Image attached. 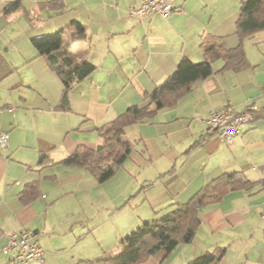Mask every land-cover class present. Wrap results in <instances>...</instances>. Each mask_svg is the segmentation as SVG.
<instances>
[{"label": "crops", "instance_id": "1", "mask_svg": "<svg viewBox=\"0 0 264 264\" xmlns=\"http://www.w3.org/2000/svg\"><path fill=\"white\" fill-rule=\"evenodd\" d=\"M16 1L20 6L6 12ZM240 2L174 0L179 11L139 19L129 15L139 0H0V131L9 134L8 149L0 148V264H8V237L25 230L44 250L43 262L30 264L94 260L159 212L235 172L249 184L201 208L192 242L163 262L135 264H191L219 250L215 264H264V116L255 115L230 142L206 123L226 105L238 113L264 108V32L241 39ZM74 22L83 36H75ZM59 31L60 52L95 66L69 88L32 43ZM209 39L226 49L242 44L250 66L223 69L216 60L214 73L175 105L128 126L126 137L156 172L138 184L122 176L117 196L102 209L99 195L111 178L99 182L63 161L80 147L96 148L101 128L145 106L183 59L206 61L202 44ZM30 184L36 193L24 197Z\"/></svg>", "mask_w": 264, "mask_h": 264}, {"label": "trees", "instance_id": "2", "mask_svg": "<svg viewBox=\"0 0 264 264\" xmlns=\"http://www.w3.org/2000/svg\"><path fill=\"white\" fill-rule=\"evenodd\" d=\"M19 1L12 2L6 12L17 9ZM76 37L84 35V28L79 22ZM238 34L241 39L257 32H264V0H241L237 20ZM62 31L32 39L33 45L41 55L47 57L49 65L63 79L66 88L74 82L91 74L95 66L90 62H78L70 52H60ZM208 58L201 63L183 59L176 70L149 97V102L142 107L134 106L116 117L100 130L101 142L92 149L80 147L63 162L89 170L99 182L112 178L116 171L130 157L134 145L126 137V128L144 119H149L164 108L175 105L176 101L189 92L192 84L207 79L214 73L213 62L221 59L223 69L242 70L250 66L242 44L226 49L218 39H209L202 44ZM154 106V108H151ZM251 110L255 115L264 116V108ZM242 181V183H240ZM249 182L242 179L240 173L227 174L206 185L186 203L174 204L159 212V217L145 221L137 229L122 238L117 250L104 252L100 257L78 264H135L155 257L163 262L184 243L193 241L199 225V212L202 207L218 202L228 192ZM36 185L30 184L23 193L24 197L35 195ZM224 250L206 253L196 258L191 264H215Z\"/></svg>", "mask_w": 264, "mask_h": 264}, {"label": "built area", "instance_id": "3", "mask_svg": "<svg viewBox=\"0 0 264 264\" xmlns=\"http://www.w3.org/2000/svg\"><path fill=\"white\" fill-rule=\"evenodd\" d=\"M180 8L174 5V0H139L136 6L129 9L131 17L143 19L151 15L168 16ZM256 110V106H252ZM255 113L251 107L243 112L234 111L231 106L226 105L219 110H213L206 120L209 131L218 136L222 141H232L241 134L243 126L252 123ZM9 134L0 131V148L8 149ZM264 219V214H263ZM8 255V264H30L33 261L42 263L44 250L33 239V233L25 230L14 233L8 237L6 246L3 249Z\"/></svg>", "mask_w": 264, "mask_h": 264}, {"label": "rangeland", "instance_id": "4", "mask_svg": "<svg viewBox=\"0 0 264 264\" xmlns=\"http://www.w3.org/2000/svg\"><path fill=\"white\" fill-rule=\"evenodd\" d=\"M255 43V40H252L251 45ZM258 56L261 55V53L258 52ZM134 145V149L128 158V160L125 162V164L120 167L115 175L108 181V188H104L99 197L100 201L103 205V208H106L109 203H112L114 198L117 196V189L122 185L121 177L126 175L127 177H131L136 180V183L138 182H144L145 178L154 177L156 172V167L152 165L153 163H149L148 158H143L138 152L142 151L139 148V144L136 142L131 141ZM140 183V184H142ZM139 184V185H140ZM121 192V190H120ZM89 211L91 213V207L89 208ZM105 212L108 214V216H112L114 214L112 208H108V210H105ZM93 219V218H92ZM148 221V220H147ZM113 250L105 251V252H111ZM101 256V255H100Z\"/></svg>", "mask_w": 264, "mask_h": 264}]
</instances>
